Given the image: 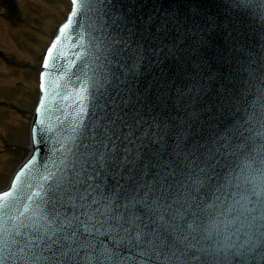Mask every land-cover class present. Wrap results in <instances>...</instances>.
I'll return each mask as SVG.
<instances>
[{
	"label": "snow or ice",
	"instance_id": "snow-or-ice-1",
	"mask_svg": "<svg viewBox=\"0 0 264 264\" xmlns=\"http://www.w3.org/2000/svg\"><path fill=\"white\" fill-rule=\"evenodd\" d=\"M78 2L72 0V15ZM122 5L79 3L90 28L85 68L92 74V103L73 114L59 141L62 158L43 178V197L0 203V264H264V131L254 128L264 130V111L246 110L247 120L237 112L239 120L205 134L199 96L193 104L189 92L191 110L183 120L173 117L170 90L161 86L153 94L141 78L160 68L163 80L164 63L183 48L194 64L189 81L203 91L205 79H216L203 51L210 42L199 35L187 44L174 16L153 10L133 18ZM71 24L70 15L47 48L43 69L63 55L57 49ZM39 75L45 95L36 109L33 152L52 131L39 115L48 72ZM84 84L77 92L82 105ZM177 95L184 104L183 89Z\"/></svg>",
	"mask_w": 264,
	"mask_h": 264
},
{
	"label": "water",
	"instance_id": "water-1",
	"mask_svg": "<svg viewBox=\"0 0 264 264\" xmlns=\"http://www.w3.org/2000/svg\"><path fill=\"white\" fill-rule=\"evenodd\" d=\"M70 2L71 8L52 38L53 40L60 26L71 15L72 24L65 30L57 49L63 55H57L47 70L42 68V60L40 69V72L47 71L48 75L44 81L47 96L39 115L45 119V127L51 125L52 131L46 133V143L37 146L40 150L33 152L32 129L38 115L36 109L40 106L41 96L45 95L39 86V97L30 123V149L14 171L8 185L0 190V194L11 192L7 197L0 195V203L17 196H31L33 200L43 197L46 184L43 178L54 171L53 165L62 158L64 149L59 141L63 135L69 133L74 120L73 114L81 106L92 103V74L85 68L89 63V23L86 10L79 6L83 0H79L75 15H72V0ZM122 6L125 11H131L133 18L147 16L153 10L174 16L190 37L187 44H193L199 35H204L210 42L203 51L216 73V79L212 83L205 79L203 91H200L199 83L193 89L189 81L194 64L191 55L183 48L175 59L169 58L164 63L163 80L160 68L149 71L141 78V87L151 88L153 94L161 86L170 90L171 102L175 104V110L171 111L173 117L179 116V120H183V113L191 110V104L187 101L189 92L192 94L193 104L199 96V111L202 113L200 123L205 134L210 133L218 123H227L230 119L239 120V116H244L247 120L253 111L256 114L264 111V0H123ZM212 23L215 27L207 31V25ZM219 57H223V60ZM85 80H88V86L83 93L86 99L82 105L77 98V92L85 86ZM186 83L187 88L184 87ZM182 89L184 104L180 103L177 95ZM246 110L248 115H245ZM90 111L86 107L83 116L86 118ZM143 114L147 119L151 109H144ZM254 128L256 131H264L259 125H254ZM33 154L36 159L17 179L16 174ZM13 181L15 187L12 186Z\"/></svg>",
	"mask_w": 264,
	"mask_h": 264
},
{
	"label": "rangeland",
	"instance_id": "rangeland-1",
	"mask_svg": "<svg viewBox=\"0 0 264 264\" xmlns=\"http://www.w3.org/2000/svg\"><path fill=\"white\" fill-rule=\"evenodd\" d=\"M70 0H0V189L27 154L46 47Z\"/></svg>",
	"mask_w": 264,
	"mask_h": 264
},
{
	"label": "bare ground",
	"instance_id": "bare-ground-1",
	"mask_svg": "<svg viewBox=\"0 0 264 264\" xmlns=\"http://www.w3.org/2000/svg\"><path fill=\"white\" fill-rule=\"evenodd\" d=\"M29 150V149H28Z\"/></svg>",
	"mask_w": 264,
	"mask_h": 264
}]
</instances>
